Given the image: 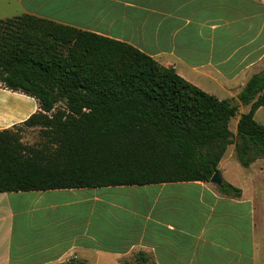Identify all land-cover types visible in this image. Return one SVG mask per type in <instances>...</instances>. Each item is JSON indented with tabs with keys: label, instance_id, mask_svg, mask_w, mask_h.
<instances>
[{
	"label": "crops",
	"instance_id": "crops-1",
	"mask_svg": "<svg viewBox=\"0 0 264 264\" xmlns=\"http://www.w3.org/2000/svg\"><path fill=\"white\" fill-rule=\"evenodd\" d=\"M38 1L49 12L23 14L130 45L218 100L238 102L264 70V0ZM38 110L35 99L0 88V130ZM221 164L239 198L206 182L0 193V264H264V159L239 180ZM138 187L143 213L116 202L131 194L99 191Z\"/></svg>",
	"mask_w": 264,
	"mask_h": 264
},
{
	"label": "trees",
	"instance_id": "trees-1",
	"mask_svg": "<svg viewBox=\"0 0 264 264\" xmlns=\"http://www.w3.org/2000/svg\"><path fill=\"white\" fill-rule=\"evenodd\" d=\"M0 88L39 107L0 130V193L209 183L231 145L243 168L264 159V70L218 100L130 45L23 14L0 20ZM21 127L40 129L38 147Z\"/></svg>",
	"mask_w": 264,
	"mask_h": 264
},
{
	"label": "rangeland",
	"instance_id": "rangeland-1",
	"mask_svg": "<svg viewBox=\"0 0 264 264\" xmlns=\"http://www.w3.org/2000/svg\"><path fill=\"white\" fill-rule=\"evenodd\" d=\"M30 10L33 11L37 10L38 12H49V5L48 6L42 5L41 2L38 0H0V20L14 18ZM59 106L60 108L63 107L62 105ZM239 114L240 113H238L237 116H239ZM237 116L231 120L229 125L230 130L233 134H235L236 132L235 119H237ZM254 120L257 123L264 125V107L260 108L256 112V114L254 115ZM18 132L20 134L21 142L25 145L38 147V145L42 142L39 128L28 129L25 127H21L18 128ZM221 165H222L221 167L225 170V173L228 174L229 177L233 179H238V180L241 179L242 178L241 172L245 171L244 170L245 168L241 167L235 158L233 145L227 148L226 153L224 154V157L222 159ZM119 189H123V190H119ZM128 189H132V190H128ZM99 191H103V192L117 191L119 193H124L127 195L131 194L132 198L119 197L116 200V202L120 203L124 207H129L131 210L137 209L138 213L139 212L143 213L145 210V197L143 196V194H145V189L142 187L111 188V190L103 189ZM82 193H86V192H82ZM122 218L124 220L127 219L126 215H124ZM130 218H133L134 220H139V217L130 216ZM14 222H15L14 233L16 234L19 231L20 227H22V220L16 218ZM30 225H31L30 226L31 232L30 233L27 232L28 234L34 233V228L37 225L35 218L31 219Z\"/></svg>",
	"mask_w": 264,
	"mask_h": 264
},
{
	"label": "water",
	"instance_id": "water-1",
	"mask_svg": "<svg viewBox=\"0 0 264 264\" xmlns=\"http://www.w3.org/2000/svg\"><path fill=\"white\" fill-rule=\"evenodd\" d=\"M222 175L220 173L219 170H217L214 175L211 177L209 183L216 186V187H219L221 184H222Z\"/></svg>",
	"mask_w": 264,
	"mask_h": 264
}]
</instances>
